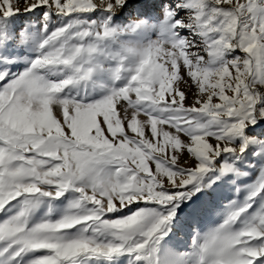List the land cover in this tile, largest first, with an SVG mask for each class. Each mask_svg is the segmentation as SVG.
I'll return each instance as SVG.
<instances>
[{
	"label": "snow or ice",
	"instance_id": "snow-or-ice-1",
	"mask_svg": "<svg viewBox=\"0 0 264 264\" xmlns=\"http://www.w3.org/2000/svg\"><path fill=\"white\" fill-rule=\"evenodd\" d=\"M0 264H264V0H0Z\"/></svg>",
	"mask_w": 264,
	"mask_h": 264
}]
</instances>
